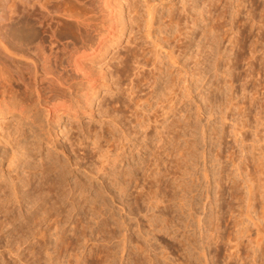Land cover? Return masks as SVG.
<instances>
[{
	"label": "rangeland",
	"instance_id": "rangeland-1",
	"mask_svg": "<svg viewBox=\"0 0 264 264\" xmlns=\"http://www.w3.org/2000/svg\"><path fill=\"white\" fill-rule=\"evenodd\" d=\"M74 1L65 0L63 1L64 4L62 6L65 8L67 5L66 8L68 9L73 7L74 10H71H76L78 12L85 10L84 5L81 3L87 0ZM116 1L118 6L115 7H118V9L116 8L117 10L121 7V22H124V25L126 26L121 37L117 41L115 40L114 42L109 43L106 50L103 52V55L96 57L91 62L93 74L95 77H101L103 79L102 83L105 84V87L100 89L99 93L93 97L89 104L86 103L85 96H80V94H78L76 97L77 102L75 107L71 111L61 113L59 118H52L50 116H45V112H42L39 109L32 108V111L28 110L23 112L20 104L17 103L19 100V98H17L9 100L8 105L3 106V109L0 112V152H4L5 154L3 159L0 160V198L1 201L4 200L3 202H0V226L2 227H0V264H49L47 262L49 261L47 260L49 259V255H47L48 253L52 254L51 257L53 259L57 256V254L59 255V259L58 257H56L57 259H54L58 260L56 261L58 264H77V260L80 262L83 261V259H86L84 257L87 255V252H89L87 259L93 261L94 258L93 262H96L97 264L99 261V264H202L204 259L201 249L203 248L202 246L204 243L208 242V240L209 242L207 243L208 245L206 250L208 253L210 252L213 255L214 260H216L215 264H264V213L260 210L262 207H259L263 204L261 202L263 201L262 193L264 191V187L262 186V183L264 184V122L262 123V121H264V55L262 56V50H264V25H262L263 28L259 30L260 32L258 29H255L258 25H260V23L264 24L263 14V17H261V13L258 10L259 7L256 11V8L250 4V0H245V5L241 8L242 11L238 16H236L237 21L235 20L231 22L232 16L229 14L232 11L231 7V9L227 7L228 13L225 17L218 19L215 15L222 9L221 5L224 3L223 0H221V2L218 1L212 7L211 16L213 19H209L210 13H203V20L199 19L197 22L198 24L193 26V28L191 27L190 31L187 30L189 37L186 38L184 37L186 34H183L179 36V40H176L175 38L172 39L171 36L173 34H178L177 32L179 31L181 33L184 32L185 30L181 31L183 30L181 28L185 27L187 22L190 20L186 12L191 13L190 15H196V12L193 13L188 8L191 2L195 4L192 5L193 7H196V10L199 12V8L203 5L201 3L203 0H192L190 3H188V0H153V12L154 14L157 12V14L156 16L153 15L149 29L147 28V17L144 14V0ZM231 1H234L233 3H235V0ZM45 2L47 1L27 0L25 1L23 7L24 11L29 14V17H31V19L33 18V21L36 20V26L39 25V37L37 39H46L44 40L46 41L44 42L46 47L50 45L49 43L51 41H55L57 37L60 42L77 41L78 43L79 41L75 36V25L66 21L64 17H62L60 21H57L55 13L53 12L52 3H50L49 0V3H46L49 9L52 8L50 10L52 12H50L49 9L48 11L45 10ZM230 2L229 0L227 1L228 6ZM184 4L186 6H184L185 9H183ZM7 5H10V1L7 2ZM252 7L256 12L254 9L252 11ZM128 8L130 9L128 10ZM19 9L21 10L22 8L20 7ZM229 10L231 11L229 12ZM128 11L130 12V15ZM136 11L140 14V17L132 22L131 27L129 20L127 19L128 16L133 19ZM247 11L255 13L252 14L254 17L253 22L254 26L256 23L257 27H253L250 37L247 38L249 41L246 40V47H244L241 51L238 46L233 47L232 45L230 46V44L234 45L233 40H236L239 34L240 36L238 38L241 37V33L239 32V20L243 22L245 19H248ZM44 12H49L50 16L46 15ZM169 14L173 15L174 18H176L177 15L181 18L180 28L179 26L175 27V25L171 29L170 27L169 29L166 28L167 26H165V24L168 22L165 23V20L168 21V18L166 19L164 17H167ZM185 21L186 23H184ZM246 22L252 24L249 19L248 21L246 20ZM209 25H211L212 28L215 27L214 29H217L218 31L209 33V38H206V36L202 35V33L204 29L209 27ZM178 28L179 31H177ZM219 28L221 29L220 31ZM220 32L221 34L226 32V34H224V36H226H222ZM258 32L259 34H257ZM47 34L49 35V39L47 38ZM45 35L47 36L43 37ZM163 35L168 36L167 39L169 40L166 39L167 42L163 41ZM227 36L229 39L231 38L230 42L232 43L229 42ZM223 37L224 39H221ZM136 39L143 46L142 48H145V55L148 58V62H150L147 63V65H161L163 70L167 69L164 77H162L154 85L155 93L162 87V85H164V80L166 78L170 79L171 76H175V79L181 88L179 89L180 97L175 102V105L171 107L172 109L169 105L162 109L161 107L157 108L155 103L157 95L155 93L153 98L148 99L152 104L150 106L151 108L148 107V103L145 102V97H148L147 92L150 90L148 88L149 85L147 84V87L146 85L140 87L137 95L144 100V107H147V113L150 112L151 118H154L152 117L154 114L157 115L158 122L151 123L149 127L145 128L139 125V122L136 121L134 114H131L134 111V108L131 111V106H126L125 103L122 104L125 105V107L121 104L120 106L119 103L116 104V108L119 113H117L116 110H112L115 105L112 108L109 107L110 118H113L116 122L119 121L117 124H114L108 117L106 118L104 115L102 116L103 109L100 108L105 107L103 104H105L104 102L106 98L107 100L111 98L117 99V97L118 99L120 98V100L125 99V95L123 96L115 90L112 91L115 85L111 84H113L116 80L122 84H127V82L131 79L136 80V76L131 73V77L129 76L131 79H128V76H126L127 78H125V76L124 78H121L123 76L120 77L118 73L117 74L119 76L114 73L121 59H119L118 56L121 57L123 54L125 55L127 49H132L134 47L133 40ZM211 39L215 41L212 40L211 43ZM206 41L208 43H206ZM209 42L212 45L211 53L208 49L204 48L206 44H209ZM55 44L56 43L53 45ZM183 44L187 45L188 48L183 50ZM198 44L201 45L199 49ZM248 44H251V46ZM17 46L19 48L20 45ZM24 47L25 46H21V50ZM251 47H255L257 52L249 54L252 49ZM200 48L202 49L200 50ZM203 48L206 52H203ZM44 51L46 54L49 52L48 48L44 49ZM21 53L19 52V55L15 53V55H12L13 58L10 59L6 56L5 51L0 48V68L3 67V69H6L7 71L10 70L13 74H18L28 80V77H31L34 72L31 63L34 60H39L40 51L34 50L33 47H31L28 50L21 51ZM220 54H224V56H220L218 59ZM227 54L229 57H226ZM226 58H229V60ZM39 62L40 61H38V63ZM149 65L148 67H144V75L149 69L150 71H148V74L146 75L152 77V72H154L152 69H154V66L152 68V66ZM226 65L227 67L231 66L230 68H232V70H230V77H225L221 74V72L227 68L225 67ZM169 69L171 70L172 75L169 73ZM204 69L206 72H204ZM40 77L43 78V76ZM119 77L121 78L120 80H118ZM227 78L231 79V83L233 85L232 91H235L234 99L236 98L235 100H237L239 108H236L235 112H229L228 109V112L226 111L228 120L223 121L222 123L220 121L219 115L221 113L219 112V108L208 109V106H211L210 102L214 103L212 107H215L218 104V101L219 103H224L227 100L231 93V91L228 92L229 89L226 87L229 83L223 84ZM108 85L111 86L106 88ZM107 91L109 94L111 92V94L109 95ZM207 98L209 102L206 100ZM214 99H217L218 101ZM198 105L201 107L199 113L197 107ZM119 107L121 108L120 110ZM111 110L113 113H116L112 114ZM210 111L212 114H209ZM213 111L216 112V114ZM34 112H36V114H34ZM231 113L233 116H231ZM240 113L243 116L245 115V117L242 116V118ZM116 117L117 119H115ZM185 117L187 119H185ZM233 117H239L245 121L243 122V120H241L239 122L240 124L242 122L241 125L244 124L243 127H246L245 129L242 127L244 131L241 129L242 134L243 132H246L243 136L241 134L242 138L246 137L244 138L246 142H243L242 144H240V138L238 139V142H235V138L232 136L233 134H231L234 128L231 123L234 122ZM257 118H260V124L255 129L254 125L257 124L256 121L259 120ZM32 120H34V122H32ZM147 120L148 119H146V121ZM179 120L182 123L180 124L179 122L178 125L177 121ZM183 121H188L186 122L187 125ZM171 122H173L174 125ZM170 124H172L173 127H170L172 126ZM105 125L108 129L112 128L114 131L112 132L113 134L106 131L108 129ZM177 125L179 126V129H186L183 131L179 130ZM180 125H185V127H181ZM190 125L194 129L192 128L190 130ZM174 126L175 129H178V131L177 129H174ZM188 126L190 127L188 128ZM254 129H258L259 131L256 132ZM123 130L124 132H122ZM93 132H98V134H95L96 137L92 135ZM102 132L104 133V136ZM107 132L110 134H107ZM158 132H160V134ZM175 132L177 135H182V137L180 135H178V137ZM215 132L217 136L215 135ZM253 132L258 136L256 137ZM87 133L91 134L89 135ZM191 133H193L194 136H190L192 135ZM160 135L163 136L162 139L164 141L162 139H158ZM173 135H176V137H172ZM171 137L173 139H170ZM81 138L84 140L86 139L85 142ZM112 138L116 139L113 140L114 143ZM176 138L178 139V142L176 141ZM93 139L95 141H93ZM109 140H111V143L113 144H111ZM185 142H187V144H185ZM260 142L263 144H259ZM189 143H192L195 149L192 148ZM254 143L257 144V146L256 144L254 145L255 148L252 145ZM258 144L261 148H258ZM240 145L246 146L244 147L245 153H243L246 158L241 157L242 155L240 152L238 153ZM176 146L179 147L177 148ZM184 147H186L188 151L191 150L192 153L188 155V151H185ZM163 150H166L165 153L169 152L170 155H168L169 153L164 154L163 152L162 155H159L160 159H162L156 161L154 159L155 157H152V152L156 151V153H159V151L161 152ZM171 150H173V152ZM179 151L182 152V155ZM184 151L185 155H188L187 163H189L191 170L189 167L188 169L191 171L192 175L188 174L184 176V180L182 182L184 183L183 185H190L192 191L190 193L185 192L182 199L183 201H179L180 196L182 195L181 193L183 192L180 187L176 185L179 180H175L174 178L177 176V173L179 175V170L182 171V167L185 166L186 156L184 157L183 155ZM150 152L152 154H150ZM177 153H180L181 156ZM236 155L237 157L241 155L239 157L240 160L236 158ZM12 156L13 158L16 156L15 159L12 160ZM214 156L218 157V161L214 159L216 158ZM152 158L154 159V162L158 164L157 166L156 163H153ZM243 158L244 160L242 161ZM233 159H237L235 162L237 161L241 164H239V169L242 173L239 177L237 176V178L231 176L235 172L232 171L234 167L232 164L234 162ZM215 160L217 162H215ZM149 162L152 163V166L149 167L150 170L146 167ZM179 165H181V167ZM153 167H159L158 170H160V174L156 178L157 181L154 178V176L156 177L155 172L151 171L152 169L154 170ZM179 167L181 169H179ZM205 167L209 173V187H207L209 184H206V180L203 178L201 173L204 171ZM43 169H45V172H42ZM29 171H34L35 173L31 175V172ZM230 171L233 173L231 174ZM152 172H154V174ZM151 173L152 176H150ZM220 173L223 176L221 184V180H219V177L221 176ZM229 173L230 177L233 178L232 180L235 182L231 179H227V174ZM125 174H130V176ZM13 176H17L15 177L16 179ZM112 176L115 177V179ZM128 176L132 177L131 181ZM123 177H125V179H123ZM243 178L245 180L248 178V181L252 180L253 184L251 182L250 183L253 185L254 189L252 188V191L255 193L253 195L255 196L253 197L254 200L252 199L254 202L251 200V205L253 203V209L250 206L249 208L251 210L249 211L246 207L248 193L246 195L247 189H245L243 184L245 181ZM29 180L30 182L28 183ZM217 180L218 182H216ZM189 181L191 182L189 183ZM11 183H13L14 186L13 184L11 185ZM118 184H120L123 189L125 187L124 191H122L123 193L120 190H117L120 187ZM236 184L237 186L239 185V187H237ZM258 185L263 188L261 189ZM12 186L15 187L16 191L18 190V198H22L19 202L15 200V195L11 192L13 190ZM37 188H40V191L44 192L41 194V198L43 200H41L42 202L39 201L33 204L31 203V196L36 195V192H34V194H32V192ZM204 188H207L209 192ZM79 190L80 192L82 191V193H80ZM80 194H84V197L82 195L80 196ZM56 197H59V199ZM149 197L151 198V201H153L152 197L159 198L158 200L154 198L155 204L152 202L156 208L153 207V205L151 206ZM177 197H179L178 200ZM215 198L217 200H215ZM243 198L246 199L245 202H243L244 200L240 202ZM79 199L81 202H79ZM83 199L86 200L83 201ZM48 200H56L58 202H56L54 208L52 209V216L56 218L57 216H54V214L56 213L57 215L58 213L61 219L65 215L64 217L68 220L63 223V225H59V227L62 225L59 233H61L60 231H64V233L66 232L65 237H67L64 238V240L68 238L66 242H57L53 236L54 231H51V229H48V232L50 231L53 235L51 236V234L48 233L50 237H47L46 235L44 237V239L47 237L45 241H42L43 239L41 240L38 235L37 238V236H33L31 234L34 231L32 226L35 225L34 215L41 212L44 208L42 203H45ZM159 200L160 203L156 202ZM181 202L186 204L180 206L182 205ZM70 204H73L72 206L74 207ZM46 206H48V203H46ZM94 206L99 208L100 206H103L101 208L103 214H97L100 217H96V213L93 212L92 209ZM187 207L191 208V211L186 212L189 210ZM259 216L261 218H259ZM53 217L52 220H54ZM59 217H57V219H59ZM79 218L82 223H79L78 221H76V223L78 222L79 225L81 224L83 226H79L78 223L74 224L75 220ZM11 219H13V224L9 223V225L5 223L8 226L3 224L5 220L8 221ZM196 219H200L201 223H197L198 221H196ZM50 224L52 226L53 222H47V224L42 223L40 226L34 227L47 229L51 228ZM160 225L162 228L159 227ZM163 225H165V227H163ZM81 227H85V229ZM125 227L128 228L126 229ZM199 228L201 229L198 230ZM256 228L257 230L255 231ZM208 229H211L212 231H209ZM204 232L207 235L210 234L211 236L209 238L205 237L206 234ZM189 235L190 238L188 237ZM54 240H56V242ZM191 240L193 244L191 243ZM203 241L205 242L201 243ZM43 242H46L47 244L46 247L41 248ZM20 244H23V246ZM16 245H20L19 249ZM39 247L41 249L40 253L36 252L37 249L38 251L40 250ZM9 248L12 249V252L8 251ZM44 248H48L47 252ZM210 253L209 255H211ZM230 253L232 254L231 256ZM93 254H96L97 256L93 257ZM54 260L52 263L57 264ZM82 263L80 262L78 264Z\"/></svg>",
	"mask_w": 264,
	"mask_h": 264
},
{
	"label": "bare ground",
	"instance_id": "bare-ground-1",
	"mask_svg": "<svg viewBox=\"0 0 264 264\" xmlns=\"http://www.w3.org/2000/svg\"><path fill=\"white\" fill-rule=\"evenodd\" d=\"M10 1V5L8 6L7 5V2H9ZM25 1H27V0H14V1H11V0H0V48L2 49V50H4L5 51V54H6V56H8L10 59L11 58H13L12 57V55H15V53L17 54V55H19L18 53L20 52L21 53V51H24V50H28L29 48H31V47H33V49L34 50H38V51H40V58H39V60H34L31 64H32V67H33V69H34V72H33V74H32V76L31 77H28V80L26 79V78H24V77H22V76H20V75H18V74H13L12 72H10V70L9 71H7L6 69H3V67L2 68H0V112L2 111V109H3V106H6V105H8V102H9V100H11V99H17V98H19V100H18V102L17 103H19L20 104V106H21V109H22V111L23 112H26V111H28V110H30V111H32V108L33 109H39V110H41L42 112H45V116H50V117H52V118H59L60 117V115H61V113H64V112H67V111H71L74 107H75V104H76V102H77V100H76V97L78 96V94H80V96H85V101H86V103H90L91 101H92V99H93V97L95 96V95H97L98 93H99V91H100V89L102 88V87H105V84H103L102 82H103V79L101 78V77H95V75L93 74V71H92V68H91V62L93 61V59H95L96 57H98V56H100V55H103V52L106 50V48H107V45L109 44V43H111V42H114L115 40L117 41L120 37H121V35L124 33V28H125V26L126 25H124V22H121V15H122V11H121V7H120V9L119 10H117L118 9V7H115V6H118V3H116L117 1L116 0H87V1H84V2H82L81 3V1H80V3L81 4H83L84 5V11H82V12H78V11H73L74 9H73V7L71 8V9H73V10H71V9H68V8H66V3H65V8L62 6L63 4H64V2L63 1H65V0H49V2L50 3H52V7H53V12L55 13V18H56V20L57 21H60L61 20V18L62 17H64L65 18V20L66 21H69V22H71L73 25H75V36H76V38H77V40L79 41L78 43H77V41H75V42H73V41H71V42H60V40L58 39V37L56 38V40L55 41H51L49 44V46H47L46 47V45H45V43L44 42H46V41H44V40H46V39H42L41 37H42V35H41V39L42 40H38L37 38L39 37V33H38V30H39V28H38V26H36V20L35 21H33V18L31 19V17H29V14L28 13H26V11H24V3H25ZM47 2H48V0H46ZM74 1V0H73ZM76 1V0H75ZM74 1V2H75ZM192 0H188V3H190ZM201 1V0H200ZM218 1H220L221 2V0H203L201 3L203 4V5H201L202 7L201 8H199V12H198V10H196V7H193V5H195V4H193L192 2H191V4H190V6L188 7L189 8V10H191L193 13H195L196 12V15L194 14H192V15H190L191 13H189V12H186V14H187V16L189 17V19H188V17H187V19L189 20L188 22H187V24L185 25V27H182L181 29H183V30H181V31H184V32H180L179 31V28L181 27L180 26V20H181V18H179V16L177 15V17L176 18H174L173 17V15H171L172 14V12H171V14H169L167 17H164V18H168V21L167 20H165V23L166 22H168V23H166L165 24V26H167L166 28H168L169 29V27H170V29L175 25V27L177 26H179V28H178V30L177 31H179V32H177L178 34H173L171 37H172V39L173 38H175L176 40H179L180 39V37L179 36H181V35H183V34H186V36H184V37H189V35L187 34V32L188 31H190L191 30V27L193 28V26H195L196 24H198L197 22H198V20L199 19H202V17H203V13H210V17H209V19H213L212 18V16H211V13H212V7L218 2ZM227 1L228 0H223V5H221L222 6V9H221V11L220 12H218V14H216L215 15V17L216 18H223V17H225V15L228 13V10H227V7H231L230 9L232 10H229V12L231 11V13H229V14H231V16H232V19H231V22L232 21H235L236 20V16H238L239 14H240V12L242 11V9L241 8H243L244 7V5H245V0H235V3H233L234 1H231V0H229V2H230V4H229V6L227 5L228 3H227ZM245 1V2H244ZM249 1V0H248ZM47 2H45V7L47 8H45V10H47L48 11V9H49V7H47V4L49 3H47ZM153 0H144V8H145V10H144V14H145V16L147 17V22H148V25H147V28L149 29V27H150V22H151V19L153 18V15H155L156 16V14H157V12L154 14V12H153ZM47 3V4H46ZM113 3H115V4H117V5H115V4H113ZM193 4V5H192ZM250 4H252L253 5V7H255L256 8V11H257V8H258V10H259V12L261 13V17H263L264 16V0H250ZM77 5V4H76ZM197 5V4H196ZM49 6V5H48ZM185 4L183 5V9H185ZM251 6V5H250ZM22 8L21 10L19 9V8ZM51 7V6H50ZM252 7V11H253V8ZM77 8V7H76ZM83 8V7H82ZM117 8V9H116ZM52 8H50L49 9V11L51 10ZM80 9V8H79ZM130 8H128V10H129ZM78 10V9H77ZM170 10H172V9H170ZM184 11V10H183ZM254 11H255V9H254ZM255 11V12H256ZM50 12H52V11H50ZM248 12V19L252 22V24H250V23H248V22H246V20L248 21V19H245V21H243V22H241L239 19V22H240V28H239V32L241 33V37L240 38H238L239 36H240V34H239V36L236 38V40L234 39L233 40V43H234V45L233 44H230V46L232 45L233 47H236V46H238V48H239V50H241L242 51V49H244V47H246L245 46V44L247 43V41H249V40H247V38L248 37H250V34H251V32H252V30H253V27L255 28V27H257L256 26V23H255V26H254V17H253V15L252 14H255V13H252L251 11L249 12V11H247ZM45 13V12H44ZM128 13H129V15H130V12L128 11ZM137 11L135 12V15L133 16V19H131L130 18V16H128V19L127 20H129V24L131 25L132 24V22H134L136 19H138V17H140V14L139 13H137ZM169 13H170V11H169ZM46 15H49V12L48 13H45ZM51 14V13H50ZM174 14V13H173ZM262 14H263V16H262ZM52 15V14H51ZM246 15V16H247ZM50 16V15H49ZM45 17V16H44ZM37 18H38V16H37ZM36 18V19H37ZM42 18H43V16H42ZM215 18V19H216ZM239 18V17H238ZM40 19V18H39ZM205 19V18H204ZM203 20V19H202ZM264 20V19H263ZM237 21V20H236ZM38 22V21H37ZM42 22V21H41ZM41 22H39V23H41ZM260 22V21H259ZM264 22V21H263ZM184 23H186V21L184 22ZM258 23V22H257ZM191 24V25H190ZM189 25V26H188ZM248 25H249V27H248ZM262 25H264V24H261L260 23V25H258V27L257 28H255V29H258V31L261 29V28H263L262 27ZM213 26V25H212ZM131 27H132V25H131ZM219 27V26H218ZM217 27V28H218ZM215 27H211V25H209V27H207V29H204L203 30V33H202V35H204V36H206V38L208 37V34L209 33H213V32H217L218 30L216 29H214ZM242 29V30H241ZM167 30V29H166ZM188 30V31H187ZM215 30V31H214ZM221 29L219 28V31H220ZM223 31V30H222ZM256 31V30H255ZM224 32V31H223ZM260 32V31H259ZM259 32L257 33V34H259ZM45 33V32H44ZM46 34V33H45ZM220 34H221V32H220ZM224 34H226V32L224 33ZM224 34H221L222 36H224ZM232 34V33H231ZM256 34V35H257ZM48 35V34H47ZM47 35H45V36H43V37H46ZM165 35V34H164ZM163 35V41H166L167 42V40H169V39H167V35L166 36H164ZM210 35V34H209ZM220 35V36H221ZM218 36V35H217ZM219 36V37H220ZM221 36V37H222ZM226 36V35H225ZM224 36V37H225ZM51 37V36H50ZM224 37L223 38H221V39H224ZM228 37V36H227ZM226 37V38H227ZM47 38L49 39V35L47 36ZM209 38V37H208ZM234 38V37H233ZM232 38V39H233ZM167 39V40H166ZM174 39V40H175ZM189 39V38H188ZM187 39V40H188ZM228 40H229V42H230V40H231V38L229 39V37L227 38ZM36 40H38V41H36ZM206 40V39H205ZM212 40L213 39H211L210 41H211V43H212ZM247 40V41H246ZM208 41V40H207ZM206 41V43H208ZM213 41H215V40H213ZM246 42V43H245ZM54 43H56L55 45H53ZM230 43H232V42H230ZM133 44H134V47L132 48V49H130L129 47V49H127L126 50V53H125V55L123 54L121 57H119L118 55V58L120 59V61H119V63H118V66H117V68H116V70H115V72L114 73H116L115 75H120V77L121 76H123V77H121V78H124V76H125V78H127L126 76H128V79L131 77L130 75L132 74V75H134V76H136L135 78H136V80L135 79H131L129 82H127V84L125 85V84H122V83H120L119 81H115L113 84H111V85H115V87L112 89V91H117L118 93H121V95H125V99H121L120 100V98L118 99V97H117V99H114V98H111V99H108L107 100V98H106V100H105V104H103V103H101V104H103V106H105L104 108L103 107H100V108H102L101 110L103 111V114H102V116L104 115L106 118L108 117L109 118V120L111 119V121L114 123V124H117L118 122H116V121H114V119L113 118H110L111 116L109 115V107H113L114 105H115V107H113V109L112 110H118L116 107H117V103H119V105L121 104H126V106H131V111H132V109L134 108V111L131 113V114H134V117H135V119H136V121H138L139 122V125H141L143 128H145V127H149L150 125H151V123H156L157 122V115H155L154 113H152V114H154V116H152V117H154L153 119L151 118V116H150V112L149 113H147V110L148 109H146L145 107H144V104H145V102L146 103H148V107H150L152 104H151V102H149V98H153V96H154V93H155V89H154V85L157 83V81H159L162 77H164V75H165V71H167V69L165 70H163L162 68L163 67H161V65L160 66H158L157 65V62H156V65L157 66H154V69H152L154 72H152V77H150V76H148V75H146V74H148V71H150L149 69L147 70V73H145V75H144V67H148V65H147V63H150V62H148V58L146 57V55H145V48H142L143 46L137 41V39L136 40H133ZM188 44V43H187ZM17 45H20L19 46V48H18V46ZM28 45H32V46H28ZM139 45H141V46H139ZM199 45V44H198ZM248 45H250L251 46V44H248ZM247 45V46H248ZM252 45H254V44H252ZM21 46H25L22 50H21ZM183 50H185V48H188V46L187 45H185V44H183ZM201 45H199L198 46V49H199V47H200ZM207 46V47H206ZM264 46V45H263ZM27 47V48H26ZM204 47V46H203ZM46 48H48V54H46V52L44 51V49H46ZM204 48H206V49H208L209 50V52L211 53L212 52V45L210 44V42H209V44L207 45H205V47ZM203 48V49H204ZM250 48V47H249ZM252 49L250 50V53L249 54H254L255 52H257V50H256V48L254 47H251ZM202 48H200V50H201ZM231 49V48H230ZM233 49V48H232ZM205 51V49L203 50V52ZM220 51V50H219ZM228 51H230V50H228ZM15 52V53H14ZM182 52V51H181ZM198 52V51H197ZM201 52V51H200ZM199 52V53H200ZM206 52V51H205ZM240 52V51H239ZM221 53V52H220ZM227 53V52H226ZM226 53H225V55H226ZM259 53V52H258ZM262 56L264 55V50H262ZM22 54V53H21ZM218 54V53H217ZM222 54V53H221ZM219 55L218 56V59H219V57L220 56H224V54L223 55ZM228 54H229V52H228ZM228 54H227V56L226 57H229L228 56ZM199 55V54H198ZM208 55V54H207ZM237 55V54H236ZM260 55V54H259ZM210 56V55H209ZM255 56V55H254ZM22 57V56H21ZM252 57V56H251ZM227 60H229V58H226ZM236 59V58H235ZM263 59H264V56H263ZM227 60H225V61H227ZM230 60H231V58H230ZM257 60V59H256ZM38 61H40L39 63H38ZM161 62V61H160ZM228 62V61H227ZM232 62H233V60H232ZM151 63H152V61H151ZM225 63V62H224ZM234 63V62H233ZM40 64V65H39ZM147 65V66H146ZM228 65H230V64H228ZM231 65H233V64H231ZM149 66H152L151 64L149 65ZM153 66H152V68H153ZM207 66V65H206ZM217 66V65H216ZM224 67V66H223ZM225 67H227V65L225 66ZM231 66H228L225 70H223L222 71V68H221V74L222 75H224L225 77H230V70H232V68H230ZM151 68V67H150ZM168 68V67H167ZM218 70V69H217ZM39 71H40V73H39ZM146 71V70H145ZM156 71V72H155ZM169 71V73L171 74L172 72H171V70L169 69L168 70ZM203 71V70H202ZM219 71H218V73H219ZM204 72H206L205 71V69H204ZM232 72V71H231ZM118 73V74H117ZM131 73V74H130ZM167 73V72H166ZM168 74V73H167ZM169 74V75H170ZM217 74V73H216ZM233 74V73H232ZM118 75V76H119ZM149 75H150V72H149ZM172 75V74H171ZM170 75V76H171ZM40 76H43V78L42 77H40ZM118 76H116V77H118ZM130 76V77H129ZM168 76V75H167ZM170 76H168V77H170ZM232 76V75H231ZM119 77V79L118 80H120L121 78ZM112 78V77H111ZM117 79V78H116ZM115 80V79H114ZM113 80V81H114ZM133 80H135V81H133ZM121 82H123V81H121ZM145 84H144V83ZM233 82V81H232ZM124 83V82H123ZM164 85H162V87L161 88H159V90L155 93L156 95H157V98L155 99V103H156V105H157V108H159V107H161L162 109H164L165 108V106H167V105H169L170 106V108L171 107H173L174 105H175V102L177 101V99L180 97L179 96V92H180V90L179 89H181L180 88V86H179V84H178V82L176 81V79H175V76H171V78L169 79V78H166L165 80H164ZM228 84V86L226 85V87L229 89V91L228 90H226V91H228V92H230L231 91V93H230V95H229V97L227 98V100L224 102V103H219V101L217 100V99H214V100H217L218 102V104L215 106V107H212L213 106V104L214 103H211L210 102V107L208 106V109L209 108H219V112L221 113L219 116H220V121L223 123V121H226V120H228V116H226L227 114H226V111L228 112V109H229V112H232V111H236L235 109L236 108H239L238 107V102H237V100H235L234 99V92L232 91V87H233V85H232V83H231V79L230 78H227L224 82H223V84ZM147 84L149 85L148 86V88L150 89L147 93H148V97H145V102H144V100H142L138 95H137V92L139 91V89H140V87L141 86H145L146 85V87H147ZM218 84V83H217ZM222 84V85H223ZM111 85H108V87H106V88H109ZM124 85V86H123ZM126 86V87H125ZM161 86V85H160ZM159 86V87H160ZM259 86V85H258ZM151 87V88H150ZM218 88V87H217ZM220 88V87H219ZM224 89V88H223ZM222 90V89H221ZM108 92V91H107ZM243 92V91H242ZM113 93V92H112ZM108 94H109V92H108ZM107 94V95H108ZM110 94H111V92H110ZM109 94V95H110ZM136 94V95H135ZM106 96V95H105ZM104 96V97H105ZM110 98V97H109ZM210 98V97H209ZM242 98H244V97H242ZM104 99V98H103ZM102 99V100H103ZM207 101H208V98L206 99ZM213 101V100H212ZM101 102V101H100ZM209 102V101H208ZM207 103V102H206ZM197 104H199V103H197ZM208 104V103H207ZM215 104H216V102H215ZM120 105V106H121ZM123 107H125V105H122ZM133 106V107H132ZM122 107V108H123ZM198 107V113L200 112V110H201V107L198 105L197 106ZM110 108V109H111ZM114 108H116V109H114ZM151 108V107H150ZM149 108V109H150ZM121 108L119 107V110H120ZM172 109V108H171ZM213 109H211V110H213ZM232 109V110H231ZM234 109V110H233ZM111 110V112H112V114H115V113H113V111ZM231 110V111H230ZM242 110V109H241ZM244 110V109H243ZM38 111V110H37ZM36 111V112H37ZM36 112H34V114H36ZM208 112V111H207ZM214 112V111H213ZM218 112V113H219ZM239 112H241V111H239ZM117 113H119L118 111H117ZM121 113V112H120ZM212 114V112L210 111L209 112V114ZM215 114H216V112H214ZM245 113V112H244ZM185 114V113H184ZM246 114V113H245ZM189 115V114H188ZM235 115V114H234ZM239 115V114H238ZM240 115H241V113H240ZM114 116V115H113ZM116 116V115H115ZM124 116V115H123ZM122 116V117H123ZM130 116V115H129ZM187 116V115H186ZM207 116H208V114H207ZM211 116V115H210ZM215 116V115H214ZM231 116H233L232 115V113H231ZM243 115H241V117H242ZM26 117V116H25ZM159 117V116H158ZM182 117V116H181ZM235 117V116H234ZM233 117V118H234ZM243 117H245V115L243 116ZM242 117V118H243ZM247 117V116H246ZM124 118V117H123ZM127 118V117H126ZM189 118V117H188ZM237 118H239V117H237ZM237 118H234V122H231L232 123V126H234V128H233V130H232V133L231 134H233L232 136L235 138V142H238V139L240 138V144H242L243 142H246V140H244V138H246V137H244V138H242V136L244 135V133H246V132H243V134H242V131H241V129L243 130V128L245 129L246 127H243L244 126V124L243 125H241L242 124V122H241V124L239 123L241 120H243L242 118L240 119H237ZM115 119H117V117L115 118ZM146 119H148L147 121H146ZM185 119H187L186 117H185ZM257 119H259L258 121H256L257 122V124H255L254 126H255V129L257 128V126L260 124L259 123V121H260V118H257ZM262 119V118H261ZM31 120V119H30ZM106 120V119H105ZM132 121V120H131ZM135 121V122H136ZM146 121V122H145ZM218 121V120H217ZM32 122H34V120H32ZM121 122V121H120ZM125 122V121H124ZM180 122V120L179 121H177V124ZM183 122H185V121H183ZM186 122H188V121H186ZM185 122V123H186ZM243 122H245L244 120H243ZM264 121H262V123H263ZM108 123H110V122H108ZM158 123V122H157ZM171 123H173V122H171ZM182 122H180V124H181ZM230 123V124H231ZM261 123V124H262ZM106 124V123H105ZM112 124V123H111ZM137 124V123H136ZM135 124V125H136ZM249 124V123H248ZM110 125V124H109ZM134 125V124H133ZM170 125H172V124H170ZM173 125H174V123H173ZM173 125L172 126H170V127H173ZM176 125V124H175ZM179 125V124H178ZM177 125V128L179 129V126ZM186 125H187V123H186ZM189 125V124H188ZM241 125V126H240ZM263 125H264V123H263ZM106 126V125H105ZM121 126V125H120ZM140 126V127H141ZM181 126V125H180ZM183 126V125H182ZM181 126V127H182ZM191 126V125H190ZM190 126H188V128L190 127ZM236 126V127H235ZM245 126H247V125H245ZM107 127V126H106ZM105 127V128H106ZM110 127V126H109ZM113 127H114V125H113ZM117 127V126H116ZM180 127V128H181ZM183 127H185V125L183 126ZM243 127V128H242ZM249 127V126H248ZM169 128V127H168ZM176 128V129H177ZM193 127L191 126V128H190V130L192 129ZM215 128V127H214ZM252 128V127H251ZM254 128V127H253ZM107 129H108V127H107ZM119 129V128H118ZM174 129H175V126H174ZM175 129V130H176ZM178 129H177V131H178ZM186 129V128H185ZM185 129H183V128H181V129H179V130H185ZM194 129V128H193ZM196 129V128H195ZM203 129V128H202ZM248 129H250V128H248ZM254 129V130H255ZM171 130V129H170ZM173 130V129H172ZM213 130V129H212ZM89 131V130H88ZM93 131V130H92ZM99 131V130H98ZM106 131H108V132H110V133H112V132H114L113 130H112V128L111 129H108V130H106ZM215 131V130H214ZM244 131V130H243ZM256 132L257 131H259L258 129L257 130H255ZM90 132V131H89ZM104 132V131H103ZM102 132V134H103V136H104V133ZM107 132V134H110V133H108ZM122 132H124V130L122 131ZM185 132V131H184ZM183 132V133H184ZM191 132V131H190ZM205 132V131H204ZM159 134H160V132H158ZM178 133V132H177ZM193 133H194V131H193ZM193 133H191L192 135H190V136H194V134ZM202 133H203V130H202ZM212 133V132H211ZM254 133V132H253ZM87 134H91V133H87ZM95 134H98V132H93V136H95L96 137V135ZM99 134H100V132H99ZM113 134V133H112ZM175 134H176V132H175ZM185 134V133H184ZM214 134V133H213ZM219 134V133H218ZM241 134H242V136H241ZM255 134V133H254ZM89 135H87V136H89ZM92 135H91V137H92ZM168 135V134H167ZM177 135V134H176ZM176 135L174 136H172V137H176ZM178 135H180V134H178ZM177 135V136H178ZM215 135L217 136V134H216V132H215ZM256 135V134H255ZM255 135H254V137H255ZM84 136V135H83ZM181 137H182V135H180ZM215 136V137H216ZM219 136V135H218ZM222 136V135H221ZM258 135H256V137H257ZM91 137H89V138H91ZM97 137H98V135H97ZM115 137V136H114ZM162 137L163 136H159V138L158 139H162ZM170 138V139H173V138ZM179 137V136H178ZM177 137V138H178ZM220 137V136H219ZM86 138V137H85ZM93 138V137H92ZM91 138V139H92ZM102 138V137H101ZM165 138V137H164ZM176 138V139H177ZM183 138H185V137H183ZM82 139V138H81ZM90 139V140H91ZM94 139H97V138H94ZM93 139V141H95ZM104 139V138H103ZM105 139H107V138H105ZM111 139V138H110ZM175 139V138H174ZM187 139H188V137H187ZM186 139V140H187ZM207 139V138H206ZM222 139V138H221ZM254 139V138H253ZM255 139H258V138H255ZM259 139H260V137H259ZM82 140H84V139H82ZM86 140V139H85ZM85 140H84V142H85ZM113 140H116L115 138L113 139L112 138V141ZM153 140V139H152ZM163 140V139H162ZM185 140V139H184ZM212 140V139H211ZM110 141V143H111V140H109ZM151 141V140H150ZM164 141V140H163ZM173 141H175V140H173ZM177 142H178V139L176 140ZM188 141V140H187ZM216 141V140H215ZM257 141H259V140H257ZM264 141V140H263ZM79 142H83V141H79ZM96 142H97V140H96ZM107 143H109L108 141H106ZM189 142V141H188ZM113 143H114V141H113ZM113 143H111V144H113ZM157 144V143H156ZM160 144V143H159ZM174 144V143H173ZM185 144H187V142H185ZM189 144H191V147L192 148H194V146H193V144L192 143H189ZM188 144V145H189ZM256 143H254V144H252L253 146L255 145ZM259 144H263L262 142H260ZM259 144H258V148L260 147L259 146ZM165 145V144H164ZM170 145V144H169ZM239 145V144H238ZM171 146V145H170ZM169 146V147H170ZM173 146V145H172ZM190 146V145H189ZM188 146V147H189ZM256 146H257V144H256ZM175 147V146H174ZM177 147V146H176ZM179 147V146H178ZM177 147V148H178ZM244 147H246L245 145L244 146H242V145H240V150H238V153L240 152L241 153V157H245V155H243V153H245L244 151ZM176 148V149H177ZM183 148V147H182ZM185 149V151H188L187 150V148L186 147H184ZM190 148V147H189ZM254 148H255V146H254ZM261 148V147H260ZM165 149V148H164ZM195 149V148H194ZM158 150V149H157ZM178 150V149H177ZM167 151H169V150H167ZM172 152H173V150H171ZM170 151V152H171ZM185 151L183 152V155H184V157L186 156V158H185V166H183L182 167V171H180L179 170V175H178V173H177V176H175V180H179L178 182H177V186H179L180 187V189H181V191L183 192V193H181L182 195L180 196V199H179V201H181L182 199H183V196H184V194H185V192H188V193H190L191 191H192V188H191V186L189 187V186H187V185H183L184 183L182 182L184 179V176H186V175H188V174H190V175H192V173H191V171H189V169H190V167H189V163H187V158H188V155L189 154H191L192 152H191V150H189L187 153H188V155H185ZM193 151V150H192ZM248 151V150H247ZM247 151H246V154H247ZM255 151H256V149H255ZM164 152V154H168V153H165L166 152V150L164 151H159V153L157 154L156 153V151L155 152H152L153 153V156L152 157H155L154 159L157 161V160H159L160 159V156L159 155H162V153ZM179 152H181V151H179ZM261 152V151H260ZM151 152H150V154H152ZM174 153H176V152H174ZM163 154V155H164ZM177 154H179L180 155V153H177ZM232 154V153H231ZM4 152H0V160H2L3 159V157H4ZM168 155H170V153L168 154ZM171 155H173V154H171ZM181 155H182V152H181ZM180 155V156H181ZM203 155V154H202ZM218 155V154H217ZM216 155V156H217ZM239 155V154H238ZM257 155V154H256ZM13 156H14V153H13ZM13 156H12V160L13 159H15V157L13 158ZM166 156V155H165ZM216 156H214V157H216ZM220 156V155H219ZM240 156H238L237 157V155H236V158L237 159H239V157ZM252 156V155H251ZM259 156V155H258ZM167 157V156H166ZM183 157V156H182ZM208 157V156H207ZM229 157V156H228ZM246 158V157H245ZM254 158V157H253ZM153 159V158H152ZM154 159H153V163H156V162H154ZM162 159V158H161ZM160 159V160H161ZM180 159V158H179ZM214 159H216L217 161H218V157H216V158H214ZM237 159H233V169H232V171L234 172H231V174L233 173V175H231L232 177H236L237 178V176L239 177V175H241V173H242V171L240 172V169H239V164L240 163H238L237 161V163L235 162V160H237ZM259 159V158H258ZM106 160V159H105ZM182 160V159H181ZM205 160V159H204ZM215 160V162H217ZM240 160V159H239ZM244 160V158L242 159V161ZM263 160V159H262ZM15 161V160H14ZM103 161V160H102ZM180 161V160H179ZM178 161V162H179ZM256 161V160H255ZM106 162V161H105ZM177 162V161H176ZM182 162V161H181ZM190 162H193V161H190ZM220 162V161H219ZM231 162H232V160H231ZM102 163V162H101ZM104 163V162H103ZM107 163V162H106ZM152 163H147V165H146V167H147V169H149L150 170V166H152L151 165ZM179 164H181V163H179ZM182 164V165H183ZM221 164V163H220ZM243 164V163H242ZM158 164L156 163V166H157ZM194 165H195V162H194ZM213 165V164H212ZM241 165V164H240ZM145 166V165H144ZM155 166V165H154ZM178 166V165H177ZM180 167H181V165H179ZM191 166H192V163H191ZM197 166V165H196ZM103 167V166H102ZM179 167V169H181ZM188 167H189V169H188ZM225 167V166H224ZM154 168V167H153ZM159 168V167H158ZM158 168L157 167H155L154 168V170L152 169L151 171H154L155 172V175H156V177L154 176V178L156 179L157 178V176L160 174V170H158ZM195 168V167H194ZM102 169V168H101ZM146 169V168H145ZM222 169H223V166H222ZM148 170V171H149ZM191 170V169H190ZM220 170H221V166H220ZM42 171V170H41ZM129 171V170H128ZM150 171V172H151ZM193 171V170H192ZM196 171V170H195ZM223 171V170H222ZM225 171V170H224ZM29 172H31V175H33V173H35L34 171L32 172V171H29ZM42 172H45V169H43V171ZM154 172H152L153 174H154ZM221 172V171H220ZM127 173H129V172H127ZM145 173V172H144ZM148 173V172H147ZM152 173H151V175L150 176H152ZM202 173V175H203V178H205V180H206V184H209L207 187H209L210 186V182H208V181H210L209 180V173H208V171L206 170V167H205V169H204V171H202L201 172ZM223 173V172H222ZM263 173V172H262ZM117 174H118V172H117ZM120 175V174H119ZM125 175H129L130 176V174H125ZM195 175V174H194ZM216 175V174H215ZM221 175V176H220ZM220 177H219V180H221L222 179V174L220 173ZM128 176V177H129ZM131 176H133V175H131ZM226 176V175H225ZM260 176V175H259ZM2 177V176H1ZM14 177V176H13ZM13 177H11V178H13ZM15 177H17V176H15ZM14 177V178H15ZM113 177V176H112ZM126 177V176H125ZM125 177H123V179H125ZM160 177V176H159ZM158 177V178H159ZM246 177V176H245ZM31 178V177H30ZM114 179H115V177H113ZM134 178V177H133ZM149 178V177H148ZM188 178V177H187ZM191 178V177H190ZM194 178V177H193ZM196 178H197V176H196ZM218 178V177H217ZM259 178V177H258ZM257 178V179H258ZM4 179V178H3ZM16 179V178H15ZM154 179V180H155ZM199 179V178H198ZM227 179H233V178H231L230 177V173L229 174H227ZM244 179V178H243ZM248 179V178H247ZM243 180L244 181V186H245V189H247V192H246V195H247V193H248V199H247V197H246V195H245V197H246V199H247V209H248V211L249 210H251L249 207L251 206V208H252V206H253V203H252V205H251V200L253 199L254 200V198L253 197H255V196H253L255 193H254V191H252L254 188H253V183H252V180ZM251 179V178H250ZM261 179H263V178H261ZM5 180V179H4ZM13 180V179H12ZM19 180V179H18ZM129 180L131 181L132 180V177H129ZM128 180V181H129ZM192 180H194V179H192ZM116 181V180H115ZM119 181V180H118ZM126 181V180H125ZM127 181V182H128ZM156 181H157V179H156ZM196 181V180H195ZM233 182H235L234 180H232ZM236 181H239V180H236ZM14 182V181H13ZM30 182V180L28 181V183ZM123 182H124V180H123ZM123 182H122V184H123ZM182 182V183H181ZM187 182V181H186ZM191 181H189V183H190ZM213 182V181H212ZM216 182H218V180L216 181ZM221 182H222V180L220 181V184H221ZM252 184H251V183ZM23 183H24V181H23ZM119 183H121V182H119ZM214 183V182H213ZM231 183V182H230ZM241 183V184H242ZM13 183H11V185H12ZM121 184V185H122ZM193 184V183H192ZM219 184V185H220ZM234 184V183H233ZM240 184V183H239ZM1 185V184H0ZM30 185V184H29ZM119 186H120V184H118ZM117 185V186H118ZM126 185V184H125ZM218 185V186H219ZM235 185V184H234ZM255 185V184H254ZM10 186V185H9ZM8 186V187H9ZM13 186H14V184H13ZM12 186V187H13ZM16 186V185H15ZM24 186V185H23ZM176 186V187H177ZM236 186H237V184H236ZM258 186H260V185H258ZM262 186L264 187V184L262 183ZM5 187H6V185H5ZM7 187V188H8ZM39 187V186H38ZM69 187V186H68ZM194 187H195V185H194ZM198 187V186H197ZM220 187V186H219ZM233 187V186H232ZM237 187H239V185L237 186ZM237 187H236V189H237ZM240 187H241V185H240ZM262 187V188H263ZM3 188V187H2ZM18 188V187H17ZM33 188H35V187H33ZM47 188H49V187H47ZM253 188V189H252ZM257 188V187H256ZM260 188H261V186H260ZM261 188V189H262ZM10 189V188H9ZM124 189H125V187H124ZM124 189H123V187H119V189H117L118 191L120 190L121 192L122 191H124ZM205 189V188H204ZM207 189V188H206ZM205 189V190H206ZM235 189V188H234ZM264 189V188H263ZM2 190V189H1ZM5 190V189H4ZM12 190V189H11ZM41 189L39 188H37V189H34L33 190V192H32V194H34V192H36L35 194L36 195H33V196H31V203H36V202H39V201H41V200H43L42 198H41V194L42 193H44L43 191L41 192L40 191ZM70 190H71V188H70ZM74 190V189H73ZM81 190V189H80ZM80 190H79V192H80ZM83 190V189H82ZM242 190V189H241ZM84 191V190H83ZM194 191V190H193ZM207 191H208V189H207ZM207 191H206V193H207ZM1 192H3V191H1ZM8 192V191H7ZM11 192H13L14 193V195H15V200L16 201H20L22 198L20 197V198H18V196H17V192H18V190L16 191L15 190V187H13V190L11 191ZM176 192V191H175ZM209 192V191H208ZM244 192V191H243ZM256 192V191H255ZM80 193H82V191L80 192ZM86 193V192H85ZM123 193V192H122ZM205 193V194H206ZM217 193V192H216ZM240 193V192H239ZM260 193H261V190H260ZM259 193V194H260ZM1 194V193H0ZM6 194V193H5ZM27 194V193H26ZM208 194V193H207ZM206 194V195H207ZM218 194V193H217ZM243 194V193H242ZM258 194V195H259ZM7 195V194H6ZM47 195H48V193H47ZM82 194H80V196H81ZM84 195V194H83ZM82 195V196H83ZM174 195V194H173ZM175 195H177V194H175ZM241 195V194H240ZM261 195V194H260ZM21 196V195H20ZM75 196V195H74ZM73 196V197H74ZM79 196V195H78ZM153 196V195H152ZM157 196V195H156ZM219 196V195H218ZM262 198H263V201L261 202V203H263L261 206H259V207H262V209L260 208V210H262V212L264 213V191H263V193H262ZM7 197V196H6ZM34 197V198H33ZM39 197H40V200H39ZM44 197V196H43ZM72 197V198H73ZM84 197V196H83ZM82 197V198H83ZM151 197V196H150ZM149 197V202H151L150 204H151V206L153 205V203L152 202H154V204H155V201H154V198H156L157 200L159 199V198H157V197H152L153 198V201H151V198ZM195 197V196H194ZM244 197V196H243ZM50 198V197H49ZM56 198H58L59 199V197H56ZM163 198V197H162ZM161 198V199H162ZM178 198L179 197H177V200H178ZM191 198V197H190ZM192 198H193V196H192ZM196 198V197H195ZM241 198V197H240ZM260 198V197H259ZM5 199V198H4ZM24 199V198H23ZM61 199V198H60ZM188 199H189V197H188ZM245 198H243V199H241V201L240 202H242V200H244L243 202H245V200H246ZM57 200V199H56ZM56 200H53V201H51V200H48L47 202H43L42 203V205L44 206V208L41 210V212H39V214H37V215H34V222H35V227H37V226H40L42 223H46L47 224V222H53V229H52V226H51V224H50V227L51 228H47V229H40L39 227L38 228H35L34 226H32L33 227V232L31 233L33 236H39L40 237V239L42 240V241H45V239L49 236V234H51V236L53 235V233H54V237H55V239L57 240V242L58 241H60V242H63V241H67L68 240V238L66 239V240H64V238H66L65 237V233H64V231H60L61 233H59V230H60V228H62V225H63V223H65L66 221H68L67 220V218H65L64 216V218L62 217V219L59 217L60 215H58V213H57V215H56V211L54 212L55 214H54V216H57V217H59V219H57V217L56 218H54L53 216H52V209L54 208V205L56 204V202L58 201H56ZM86 200V199H85ZM84 199H83V201H85ZM192 200V199H191ZM215 200H217L216 198H215ZM252 200V202H254ZM4 201V200H3ZM3 201H1V198H0V202H3ZM33 201V202H32ZM51 201V202H50ZM163 201V200H162ZM183 201V200H182ZM188 201V200H187ZM261 201V200H260ZM42 202V201H41ZM59 202V201H58ZM57 202V203H58ZM61 202V201H60ZM79 202H81L80 201V199H79ZM90 202V201H89ZM156 202H159L160 203V200L159 201H156ZM186 202V201H185ZM46 203H48V206H46ZM86 203V202H85ZM85 203H83V204H85ZM93 203V202H92ZM101 203V202H100ZM189 203H190V201H189ZM80 204V203H79ZM78 204V205H79ZM149 204V205H150ZM157 204V203H156ZM178 204V203H177ZM181 204L182 205H180V206H183L184 204H186V203H182L181 202ZM71 205V204H70ZM73 205V204H72ZM71 205V206H72ZM171 205V204H170ZM245 205H246V203H245ZM2 206V205H1ZM89 206V205H88ZM99 206V205H98ZM179 206V205H178ZM66 207V206H65ZM72 207H74V206H72ZM79 207H82V206H79ZM90 207V206H89ZM103 207V206H102ZM101 206H100V208L99 207H93V212L94 213H96L95 215H102L103 213H102V211H101V208H102ZM153 207H155L156 208V206H154L153 205ZM245 207V208H246ZM255 207V206H254ZM4 208V207H3ZM188 208V207H187ZM1 209V208H0ZM62 209V208H61ZM69 209H71V208H69ZM189 210H187L186 212H188V211H191L190 209L191 208H188ZM253 209V208H252ZM72 210V209H71ZM105 210V209H104ZM103 210V211H104ZM185 210V209H184ZM6 211V210H5ZM243 211V210H242ZM1 212H2V210H1ZM66 212V211H65ZM68 212V211H67ZM70 212V211H69ZM245 212V211H244ZM253 212H255V211H253ZM61 213V212H60ZM93 213V214H94ZM243 213V212H242ZM70 214V213H69ZM163 214V213H162ZM62 215V214H61ZM68 215V214H67ZM66 215V216H67ZM96 216V217H100V216ZM190 215H191V212H190ZM197 215V214H196ZM244 215V214H243ZM264 215V214H263ZM263 215H262V218H263ZM154 216V215H153ZM164 216V215H163ZM198 216V215H197ZM240 216H241V212H240ZM258 216V215H257ZM52 217L54 218V220H52ZM69 217V216H68ZM195 217V216H194ZM18 218V217H17ZM192 218H193V216H192ZM196 218V217H195ZM199 218V217H198ZM217 218V217H216ZM258 218V217H257ZM259 218H261L260 216H259ZM7 219H8V217H7ZM56 219V220H55ZM101 219V218H100ZM125 219V218H124ZM156 219V218H155ZM163 219V218H162ZM201 219V218H200ZM200 219H196V221H198L197 223H201L200 222ZM243 219V218H242ZM253 219V218H252ZM264 219V218H263ZM262 219V220H263ZM15 220H16V218H15ZM96 220H98V219H96ZM76 221H78L79 223H82V221H81V219L79 218V219H77V220H75V222H74V224L76 223ZM154 221V220H153ZM166 221V220H165ZM204 221V220H203ZM202 221V222H203ZM239 221V220H238ZM2 222V221H1ZM77 222V223H78ZM109 222V221H108ZM150 222V221H149ZM158 222V221H157ZM168 222V221H167ZM187 222V221H186ZM245 222V221H244ZM13 224V219H11V220H8V221H6L5 220V222L3 223V224ZM76 223V224H77ZM79 223H78V225H79ZM106 223V222H105ZM125 223V222H124ZM159 223V222H158ZM157 223V224H158ZM162 223H164V222H162ZM173 223V222H172ZM239 223V222H238ZM256 223V222H255ZM254 223V224H255ZM5 224V225H6ZM9 224V225H10ZM60 224H62L61 225V227H59V225ZM160 224V223H159ZM203 224V223H202ZM213 224V223H212ZM241 224V223H240ZM81 225V224H80ZM79 225V226H80ZM124 225V224H123ZM155 225V224H154ZM162 225V224H161ZM161 225L159 226V227H161ZM170 225V224H169ZM168 225V226H169ZM189 225V224H188ZM218 225V224H217ZM6 226H8V225H6ZM79 226H76V227H79ZM81 226H83V225H81ZM126 226V225H125ZM151 226H152V224H151ZM156 226V225H155ZM176 226V225H175ZM204 226V225H203ZM202 226V227H203ZM245 226V225H244ZM258 226V225H257ZM1 227V226H0ZM5 227V226H4ZM48 227V226H47ZM64 227V226H63ZM73 227H75V226H73ZM86 227V226H85ZM85 227H81V228H83V229H85ZM153 227V226H152ZM163 227H165V225H163ZM212 227V226H211ZM210 227V228H211ZM2 228V227H1ZM12 228V227H11ZM45 228H46V226H45ZM87 228V227H86ZM126 228V227H125ZM128 228V227H127ZM126 228V229H127ZM162 228V227H161ZM170 228V227H169ZM32 229V228H31ZM48 229L50 230L51 229V231L53 230L54 232L53 233H51L50 231L48 232ZM65 229V228H64ZM64 229H62V230H64ZM73 229V228H72ZM76 229V228H75ZM78 229V228H77ZM201 228H199L198 230H200ZM213 229V228H212ZM215 229V228H214ZM218 229V228H217ZM254 229V228H253ZM17 230V229H16ZM74 230V229H73ZM209 230V229H208ZM211 230V229H210ZM209 230V231H210ZM247 230V229H246ZM257 230V228L255 229V231ZM154 231V230H153ZM212 231V230H211ZM216 231V230H215ZM239 231V230H238ZM253 231V230H252ZM18 232V231H17ZM241 232V231H240ZM247 232V231H246ZM14 233H16V232H14ZM26 233V232H25ZM49 233V234H48ZM205 233V232H204ZM210 233V232H209ZM239 233V232H238ZM245 233V232H244ZM256 233V232H255ZM27 234H28V232H27ZM203 234V233H202ZM206 234V233H205ZM204 234V235H205ZM245 234H247V233H245ZM244 234V235H245ZM47 235V237L44 239V237ZM56 235V236H55ZM83 235V234H82ZM188 235V234H187ZM201 235V234H200ZM239 235H241V234H239ZM16 236V235H15ZM26 236V235H25ZM38 236H37V238H38ZM203 236V235H202ZM211 235L209 234V235H207L206 234V236L205 237H207V238H209ZM213 236V235H212ZM50 237V236H49ZM123 237H124V235H123ZM184 237H186V236H184ZM189 238H190V235L188 236ZM204 237V236H203ZM204 237V238H205ZM82 238V237H81ZM216 238V237H215ZM50 239V238H49ZM194 239H196V238H194ZM206 239V238H205ZM19 240V239H18ZM56 240H54L55 242H56ZM211 240H213V239H211ZM210 240V241H211ZM24 241V240H23ZM121 241H123V240H121ZM125 241V240H124ZM206 241V240H205ZM205 241H203V242H201V243H204ZM22 242V241H21ZM208 242H209V240H208ZM208 242H205L204 243V245L202 246L203 248L201 249V252L203 253V259H204V262L202 263V264H215L216 263V260H214V257H213V255H212V257H211V255H209V253H208V251L206 250V247H207V243ZM212 242V241H211ZM210 242V243H211ZM125 243V242H124ZM188 243V242H187ZM191 243H192V240H191ZM209 243V244H210ZM46 242H43V245L41 246V248H43V247H46ZM189 244H190V241H189ZM193 244V243H192ZM15 245V244H14ZM20 245H22L23 246V244H20ZM19 245V246H20ZM40 245V244H39ZM188 245V244H187ZM17 246V245H16ZM19 246H17L18 247V249H19ZM120 246V245H119ZM123 246H124V244H123ZM194 246V245H193ZM192 246V247H193ZM196 246V245H195ZM16 247V248H17ZM125 247V246H124ZM2 248H4V247H2ZM55 248V247H54ZM53 248V249H54ZM117 248V247H116ZM121 248H123V247H121ZM195 248V247H194ZM209 248V247H208ZM39 249H40V247H39ZM44 249H46V248H44ZM56 249V248H55ZM114 249V248H113ZM125 249V248H124ZM196 249V248H195ZM200 249V248H199ZM17 250V249H16ZM47 250H48V248L46 249V252H47ZM112 250V249H111ZM117 250V249H116ZM121 250V249H120ZM123 250V249H122ZM198 250V249H197ZM8 251H11L12 252V249H10L9 248V250ZM36 251V250H35ZM40 251H41V249L38 251V249H37V251L36 252H39L40 253ZM54 251V250H53ZM58 251V250H57ZM114 251V250H113ZM234 251V250H233ZM14 252V251H13ZM44 252V251H43ZM111 252V251H110ZM200 252V251H199ZM59 253V252H58ZM89 252H87V255H89L88 254ZM93 253V252H92ZM232 253H234V252H232ZM200 254V253H199ZM236 254V253H235ZM35 255V254H34ZM33 255V256H34ZM45 255V254H44ZM47 255H49V259H47V260H49V261H47L49 264H51L52 263V261L56 258V257H58V259H59V255L57 254V256H55L54 257V259L51 257V253L49 254H47ZM87 255L84 257V258H86V259H83V261H80L82 264H97L96 262H93L94 261V256H97L96 254H93V257H91V258H93V261L92 260H89V259H87ZM201 255V254H200ZM199 255V256H200ZM232 254L230 253V256H231ZM77 256V255H76ZM233 256H234V254H233ZM2 257V256H1ZM46 258V257H45ZM78 258H79V256H78ZM88 258H89V256H88ZM57 259V258H56ZM81 259V258H80ZM98 260V259H97ZM39 261V260H38ZM56 261H58V260H54V262H56ZM110 261V260H109ZM3 262V261H2ZM43 262V261H42ZM77 262L78 263H80L78 260H77ZM76 262V263H77ZM100 262V261H99ZM99 262H98V264H99ZM45 263H46V259H45ZM57 263V262H56ZM77 263V264H78ZM30 264V263H29ZM33 264V263H32ZM40 264V263H39ZM47 264V263H46ZM53 264V263H52ZM58 264V263H57ZM112 264V263H111ZM200 264V263H199Z\"/></svg>",
	"mask_w": 264,
	"mask_h": 264
}]
</instances>
